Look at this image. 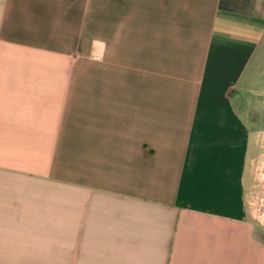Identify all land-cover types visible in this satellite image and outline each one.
Masks as SVG:
<instances>
[{
    "label": "crops",
    "instance_id": "obj_1",
    "mask_svg": "<svg viewBox=\"0 0 264 264\" xmlns=\"http://www.w3.org/2000/svg\"><path fill=\"white\" fill-rule=\"evenodd\" d=\"M264 0H0V264H264Z\"/></svg>",
    "mask_w": 264,
    "mask_h": 264
},
{
    "label": "rangeland",
    "instance_id": "obj_2",
    "mask_svg": "<svg viewBox=\"0 0 264 264\" xmlns=\"http://www.w3.org/2000/svg\"><path fill=\"white\" fill-rule=\"evenodd\" d=\"M254 183L247 190L249 214L257 225L256 236L264 244V165L254 163Z\"/></svg>",
    "mask_w": 264,
    "mask_h": 264
}]
</instances>
